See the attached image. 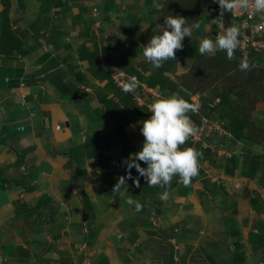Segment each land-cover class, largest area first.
Segmentation results:
<instances>
[{
  "label": "crops",
  "instance_id": "crops-1",
  "mask_svg": "<svg viewBox=\"0 0 264 264\" xmlns=\"http://www.w3.org/2000/svg\"><path fill=\"white\" fill-rule=\"evenodd\" d=\"M11 1V26L27 53L0 56V264H264V172L245 162L264 169L263 144L234 138L232 173L216 158V174L198 173L188 186L177 177L165 189L132 169L139 186L128 179L113 192L150 116L106 68L140 82L158 76L138 33L164 0ZM218 6L207 7L217 27ZM208 24L198 40L215 33ZM175 56L165 65L170 80L188 67Z\"/></svg>",
  "mask_w": 264,
  "mask_h": 264
},
{
  "label": "trees",
  "instance_id": "trees-1",
  "mask_svg": "<svg viewBox=\"0 0 264 264\" xmlns=\"http://www.w3.org/2000/svg\"><path fill=\"white\" fill-rule=\"evenodd\" d=\"M0 5L2 7L0 11V56H9L13 53L24 56L27 50L23 48L22 41L12 29L9 19L12 1L0 0ZM207 7L206 0H164L161 3L157 18L139 32V40L143 45H146L152 35L158 34L157 28L165 26L163 24L165 17L170 14L182 16L189 21L190 25H198V27H193L191 39L188 37L184 39L183 49L180 50L181 55L183 54V57L188 59L189 65L187 70L176 80H170L164 77L165 65L169 62L174 64L175 60H168L157 69V77L153 76L141 81L147 87L156 89L162 98L175 94L188 101L189 96L193 93H200L202 99L205 93H210L211 97L208 101L201 99V109L198 114L189 113L195 127L199 126L201 117L217 120L223 123L225 129L232 132L236 140L249 142L252 145H264V61H257L255 56L242 60L238 49L231 61L226 58V53L220 50H217L213 55H201L197 48L195 31L200 28L203 20L208 21ZM211 19L216 23L215 16ZM214 26L217 30V24ZM95 55L96 53H93L91 56L95 58ZM242 61H247L250 70H240ZM216 99L218 100L217 104L211 107L210 105ZM258 104L263 105L262 119L259 123L252 117ZM142 110L149 116L151 115L146 108H142ZM108 117L112 122V115H108ZM193 146L188 140L183 147ZM194 147L202 153L201 160H216V156L209 150ZM235 158L233 156L226 159L231 164L229 172L235 169ZM261 158L264 161V153ZM246 160L245 162L254 166L255 171L264 172L257 161ZM224 170L226 171V169ZM228 171L226 172L228 173ZM18 182L15 180L14 184Z\"/></svg>",
  "mask_w": 264,
  "mask_h": 264
},
{
  "label": "clouds",
  "instance_id": "clouds-1",
  "mask_svg": "<svg viewBox=\"0 0 264 264\" xmlns=\"http://www.w3.org/2000/svg\"><path fill=\"white\" fill-rule=\"evenodd\" d=\"M217 2L221 9L230 12L250 5V0H217ZM251 6L255 11L264 13V0H251ZM163 24L164 27L157 28L158 34L152 35L143 46L145 61L157 69L168 60L176 59L175 53L183 49L184 39L186 37L191 39L193 27H198V25H190L189 21L182 16L171 14L165 17ZM218 26L220 32L214 40L204 38L200 41L199 53L213 55L220 50L225 52L226 58L231 61L240 45V30L236 26L225 28L221 19ZM240 70H250L247 61L241 62ZM138 86L137 81L136 84H129L125 91H133ZM149 107L151 115L142 121L140 127V133L144 138L142 147L125 162L126 174L118 177L113 192L118 193L128 179H133L132 169H135L139 177L146 180L148 186L165 189L170 188L173 179L177 177L178 183L188 186L199 173L202 153L192 147H183L198 133L189 115L195 111L194 106L173 94L167 98L155 100ZM141 163L146 167H141ZM133 183L139 186L138 179H133ZM169 196L170 193L165 190L160 194V199L166 202ZM127 203L134 205L137 212L143 208L142 204L131 198L127 200Z\"/></svg>",
  "mask_w": 264,
  "mask_h": 264
},
{
  "label": "built area",
  "instance_id": "built-area-1",
  "mask_svg": "<svg viewBox=\"0 0 264 264\" xmlns=\"http://www.w3.org/2000/svg\"><path fill=\"white\" fill-rule=\"evenodd\" d=\"M223 11L224 9L218 6L219 20H222L224 27L236 26L240 30V45L237 49L241 59L246 60L250 56H257L264 53V13L255 11L251 6V0L247 8L235 9L231 12ZM93 12L97 15L96 9H93ZM95 24L96 27L100 24V19L98 17H95ZM219 32L220 28L218 26L215 36ZM106 69L116 87L121 92L130 94L134 102L140 107H145L148 112H150L149 106L152 104L151 98L156 100L162 98L156 89L147 87L145 84L138 81L136 77L126 74L121 69L112 67H107ZM137 81L139 82L138 87H135L133 91H125L129 84H136ZM201 99L202 95L200 93H193L189 96L188 102L195 108V111L192 112L193 114L199 113L201 109ZM217 102L218 100L216 99L210 106L214 107ZM196 128L198 129L197 135L189 139L192 145L200 149L209 150L219 159H230L233 157L231 147L234 137L232 132L224 128L222 122L201 117L199 126ZM203 170L204 173L207 174L206 169ZM210 180L214 184L220 182V179L216 178H210Z\"/></svg>",
  "mask_w": 264,
  "mask_h": 264
},
{
  "label": "rangeland",
  "instance_id": "rangeland-1",
  "mask_svg": "<svg viewBox=\"0 0 264 264\" xmlns=\"http://www.w3.org/2000/svg\"><path fill=\"white\" fill-rule=\"evenodd\" d=\"M209 1L210 0H206V4L207 5H209ZM94 9H96L97 10V15L96 14H94V12H93V9H92V13L94 14V19H95V17L97 18H99L100 19V17L98 16V13H99V10H98V8H94ZM207 11H208V9H207ZM207 11H206V15L208 16V27H210V30H213V24L215 23L214 22V20L213 19H211L212 17H210L208 14H207ZM210 13H212V10H210ZM95 23V22H94ZM98 27V26H97ZM96 27V24L94 25V28H97ZM215 29V28H214ZM97 31H98V33H94V35H99L100 33H99V29H97ZM214 31V30H213ZM215 33H213L212 32V34H210V33H208V34H206L204 37H203V39L204 38H209V39H215V34L217 33V30L216 31H214ZM197 37H198V35H197ZM199 38H201V40H202V35L200 36L199 35ZM138 39H139V33H138ZM196 40H197V42H198V47H199V44H200V40H198L197 38H196ZM177 53L178 54H180L181 55V52L180 51H177ZM183 55V54H182ZM256 57V59H257V61H263V57H261V54L260 55H258V56H255ZM188 65H189V61H188ZM111 67H113V66H111ZM113 68H115V69H120V68H118L117 66H114ZM178 78V76H176V78L174 79V80H176ZM211 97V94L210 93H205L204 94V96H203V101L205 100V101H208V99ZM252 117H253V119L255 120V121H257L258 119H261V112L260 111H258V110H256V111H254L253 113H252ZM260 117V118H259ZM208 163H207V167L205 168L206 169V172L207 173H209L210 174V172L211 173H215L216 174V171H217V166H216V160H210V161H207ZM199 173H201V174H204V172H203V170L201 169V167H200V169H199Z\"/></svg>",
  "mask_w": 264,
  "mask_h": 264
},
{
  "label": "water",
  "instance_id": "water-1",
  "mask_svg": "<svg viewBox=\"0 0 264 264\" xmlns=\"http://www.w3.org/2000/svg\"><path fill=\"white\" fill-rule=\"evenodd\" d=\"M176 264H179L178 262Z\"/></svg>",
  "mask_w": 264,
  "mask_h": 264
}]
</instances>
